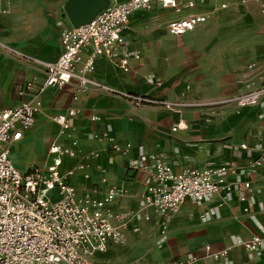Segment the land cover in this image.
<instances>
[{"label":"crops","instance_id":"crops-1","mask_svg":"<svg viewBox=\"0 0 264 264\" xmlns=\"http://www.w3.org/2000/svg\"><path fill=\"white\" fill-rule=\"evenodd\" d=\"M68 1L0 0V44L45 62L55 61L61 53L60 32L70 27L63 12ZM122 1L102 3L106 8ZM184 14H203L206 19L179 37L168 34L165 23ZM120 35L123 48L138 58H129L128 70L122 72L115 60L97 56L91 78L121 93L200 106L132 105L121 97L76 93L73 82L59 89L44 87L40 70L0 48V106L11 108L34 95L40 103L33 126L6 145L12 166L20 173L43 169L55 156L48 152L51 146L68 147L73 155L60 156L58 170L69 173L66 182L76 196L100 198L109 185L120 190L107 208L113 213L134 212L122 231L125 243L108 244L104 253L91 259L92 264H149L189 255L197 258L193 264H264L263 255L241 246L252 235H264V153L260 151L264 96L253 107L206 106L256 88L259 77L264 80V15L258 3L205 0L177 11L153 4L149 11L130 13ZM89 51L83 48L81 57ZM69 109L76 113L68 119V128L60 131L51 117ZM175 125L179 129L173 132ZM103 132L118 144L129 145L128 151L115 152L106 141L93 138ZM156 161L173 172L229 163L234 174H226L225 183L231 188L201 202L185 199L165 222L161 235L162 220L141 208L140 201L143 180ZM255 161L258 165L251 166ZM221 250H226L222 258H204Z\"/></svg>","mask_w":264,"mask_h":264},{"label":"built area","instance_id":"built-area-1","mask_svg":"<svg viewBox=\"0 0 264 264\" xmlns=\"http://www.w3.org/2000/svg\"><path fill=\"white\" fill-rule=\"evenodd\" d=\"M196 1L205 0H124L113 3L86 23L62 29L59 35L61 53L53 62L23 55L1 44L0 48L9 57L40 70L44 75V87L59 89L73 82L76 93L91 91L121 97L132 105L151 103L165 109L200 106L196 103L155 101L145 96L121 93L90 77L97 56L115 60L122 72H127L129 58H138L136 54L123 48L120 35L130 13L137 10L149 11L153 4L161 9L175 11L191 9ZM238 1L244 4L248 0ZM255 1L259 5L260 14L264 15V0ZM205 19L203 14H184L165 23L164 30L179 37ZM85 47H89L90 51L82 58L80 53ZM258 79L261 83L256 88L213 101L206 106L232 104L237 109L256 106L264 96V80L262 77ZM39 107L36 95L11 108L0 106V264H92L91 259L104 253L108 244L125 243L122 231L134 212L113 213L107 208L120 195V190L115 185H109L100 198L89 194L76 196L74 188L66 182L69 173L61 174L58 170L60 156L73 155L68 147L51 146L48 152L55 156L50 165L43 169L31 168L26 173H20L12 166L6 145L18 141L22 133L33 126L34 115ZM75 113L74 109H69L63 115L52 116L51 120L63 131L68 128V119ZM262 128L264 130V124ZM177 129L179 125L172 127L171 131ZM93 138L106 141L113 151L121 154L129 149V145L118 144L105 132L93 135ZM70 146H75V142H71ZM260 151L264 153V144L260 146ZM150 160L153 158L150 157ZM250 165L256 166L258 162ZM129 168L136 169L132 164ZM226 174H234V167L229 163L216 167L184 168L173 172L166 163L156 161L152 164L151 173L143 180L141 208L149 209L160 217L162 224L159 233L163 235L165 222L177 212L185 199L201 202L208 196L228 192L231 187L225 183ZM101 182L104 180L101 179ZM247 186V183L243 184L244 188ZM239 200L242 201L243 198L240 197ZM142 219L147 220L148 216L143 214ZM132 231L135 232L136 229L133 228ZM241 246L248 253L264 256V235H252L243 240ZM204 249L208 251V247ZM225 254L226 250H221L209 253L204 258L216 260ZM196 260L195 256L189 255L179 261L149 264H193Z\"/></svg>","mask_w":264,"mask_h":264},{"label":"water","instance_id":"water-1","mask_svg":"<svg viewBox=\"0 0 264 264\" xmlns=\"http://www.w3.org/2000/svg\"><path fill=\"white\" fill-rule=\"evenodd\" d=\"M102 0H69L63 7V12L71 27L86 23L103 7Z\"/></svg>","mask_w":264,"mask_h":264},{"label":"rangeland","instance_id":"rangeland-1","mask_svg":"<svg viewBox=\"0 0 264 264\" xmlns=\"http://www.w3.org/2000/svg\"><path fill=\"white\" fill-rule=\"evenodd\" d=\"M52 199H54V198H52Z\"/></svg>","mask_w":264,"mask_h":264}]
</instances>
